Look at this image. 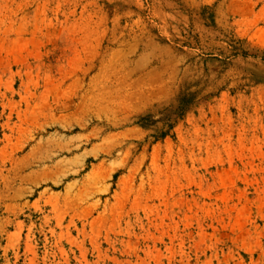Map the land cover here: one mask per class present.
I'll return each instance as SVG.
<instances>
[{"label":"rangeland","instance_id":"obj_1","mask_svg":"<svg viewBox=\"0 0 264 264\" xmlns=\"http://www.w3.org/2000/svg\"><path fill=\"white\" fill-rule=\"evenodd\" d=\"M0 264H264V0H0Z\"/></svg>","mask_w":264,"mask_h":264}]
</instances>
